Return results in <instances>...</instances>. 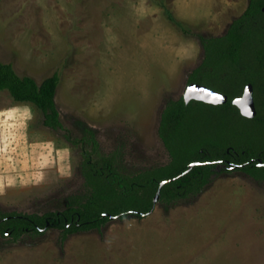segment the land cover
<instances>
[{"label":"rangeland","instance_id":"1","mask_svg":"<svg viewBox=\"0 0 264 264\" xmlns=\"http://www.w3.org/2000/svg\"><path fill=\"white\" fill-rule=\"evenodd\" d=\"M248 1L215 0L208 9L192 8L208 10L196 16L180 15L179 0H1L0 61L38 83L59 73L55 102L64 129L44 126L31 105V139L57 147L58 165L48 177H27L0 195V213L62 211L83 192L82 153L91 146L78 140L86 133L77 120L94 129L104 155L118 154L125 174L167 164L170 155L158 134L161 113L183 96L190 72L202 62L200 37L225 34ZM127 14L138 32L133 40L125 35L132 42L119 48L122 31L113 29ZM14 103L0 90V110ZM196 112L206 123L199 138L263 136L256 122L234 113L204 106ZM216 168L201 190L172 202L158 198L142 218H112L100 229L65 238L56 228L17 239L0 234V264H264V180Z\"/></svg>","mask_w":264,"mask_h":264},{"label":"trees","instance_id":"2","mask_svg":"<svg viewBox=\"0 0 264 264\" xmlns=\"http://www.w3.org/2000/svg\"><path fill=\"white\" fill-rule=\"evenodd\" d=\"M168 17L174 21L172 15ZM200 41L204 58L190 72L188 83L215 89L219 86L221 90L230 86L231 89L226 91L228 100L224 104L198 100L185 103L183 96L166 103L158 134L170 155L167 164L134 175L125 174L117 164L118 154L104 155L99 150L94 129L77 120L76 124L86 133L78 140L91 146L82 153L83 192L69 199L62 211L41 215L0 213V234H10L17 239L24 234L41 235L49 228H56L65 238L78 231L100 229L112 218H142L153 210V199L162 181L166 180L159 190L161 201L186 198L210 182L217 160L233 159L227 149L237 161L246 162L240 170L264 180V0H249L244 12L230 23L225 34L202 36ZM256 63L258 67L252 68ZM210 80L216 81L217 87L211 86ZM59 82L57 71L38 83L31 76L19 75L11 63L0 61V90H7L15 102L32 104L41 113L43 125L53 130L64 129L55 102ZM247 83L253 86L257 110L253 118L241 115L232 103ZM200 106L220 108L254 121L263 136L239 133L223 141L199 138L203 133L201 126L206 125L196 112ZM192 162L200 164L188 170Z\"/></svg>","mask_w":264,"mask_h":264},{"label":"crops","instance_id":"3","mask_svg":"<svg viewBox=\"0 0 264 264\" xmlns=\"http://www.w3.org/2000/svg\"><path fill=\"white\" fill-rule=\"evenodd\" d=\"M214 2L215 0H179L177 6H181V9H179L180 15H185L187 11H191L196 16H203L206 15L208 10L203 14H197L192 8H199L203 4L208 9L213 6ZM132 5L138 7L135 2ZM136 10L138 9H134L135 14ZM130 18L132 16L128 18V14L126 17H121L119 22H117V26H114L113 33H120L121 30L122 33H120L119 39L124 41L117 47L128 46L127 44L132 41L128 43L126 38L129 37L125 35L129 34L133 40L138 32V28L132 25L133 20ZM127 23L132 26L129 30L127 27L122 26ZM121 53L119 52V54ZM31 105L30 103L15 102L9 108L0 110V151L7 155L6 157H0V195L15 189L19 184H25L27 177L29 181L37 177L41 178V180L44 177H48V172L58 165L59 151L57 147L50 142L45 143L44 147H42L39 141L31 139L32 137L29 134L31 132L29 129V120L32 114ZM38 147L44 148L42 149L44 151L41 152ZM21 156L22 158H20Z\"/></svg>","mask_w":264,"mask_h":264},{"label":"water","instance_id":"4","mask_svg":"<svg viewBox=\"0 0 264 264\" xmlns=\"http://www.w3.org/2000/svg\"><path fill=\"white\" fill-rule=\"evenodd\" d=\"M183 99L185 103H188L191 100H198L205 103L218 105L224 104L227 102V95L218 92L206 85L198 84V83H188L185 92L183 94ZM232 103L239 109L241 115L253 118L256 115V106L253 97V86L251 83H248L241 96L236 97L232 100ZM200 164V162H192L189 164V169H191L194 165ZM261 164V161L259 162ZM166 182V180L162 181L159 185V189L154 196L153 202L156 203L159 198V190L161 186ZM151 212V211H150ZM149 212V213H150Z\"/></svg>","mask_w":264,"mask_h":264},{"label":"flooded vegetation","instance_id":"5","mask_svg":"<svg viewBox=\"0 0 264 264\" xmlns=\"http://www.w3.org/2000/svg\"><path fill=\"white\" fill-rule=\"evenodd\" d=\"M263 77H264V67H263ZM248 84V83H247ZM246 84V85H247ZM245 85V86H246ZM207 86V85H206ZM208 87H210V86H208ZM210 88H212V87H210ZM245 88V87H244ZM212 89H214V90H216V91H218V92H221V93H223V94H225V95H227V97H228V94H227V92L226 91H228V90H230L231 89V87L230 86H224V90H218V89H215V88H212ZM244 90V89H243ZM242 93H243V91H242ZM242 93L239 95V96H241L242 95ZM239 96H237V97H239ZM236 98V97H235ZM227 153L233 158V159H229V158H222V159H219V160H217V162H216V164H215V167H214V171L217 169L216 167H218V166H223V168L224 169H240L246 162H244V163H241V162H239V161H237L236 160V158L235 157H233V155H231V153L229 152V150L227 149ZM259 160H260V158H258ZM253 160V159H252ZM218 170H220V169H218ZM213 176V175H212Z\"/></svg>","mask_w":264,"mask_h":264}]
</instances>
